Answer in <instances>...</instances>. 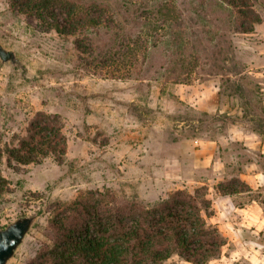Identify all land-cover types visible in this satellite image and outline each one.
<instances>
[{"label": "rangeland", "instance_id": "rangeland-1", "mask_svg": "<svg viewBox=\"0 0 264 264\" xmlns=\"http://www.w3.org/2000/svg\"><path fill=\"white\" fill-rule=\"evenodd\" d=\"M98 1L117 13L108 29L124 27L123 47L131 45L133 50H138L136 44H151L137 37L147 31L143 22L149 9L172 2L193 33L191 42L200 41L197 49L203 59H189L195 65L192 82L216 83L227 110L208 113L180 101L175 94L180 84L164 82L150 71L160 61V51H150L146 59L124 51L126 55L118 54L119 62L116 56L104 60L95 53L84 61L74 49L73 37L41 30L36 20L12 12L8 0H0V43L20 62L0 63L2 143L15 145L36 112L57 115L66 138L61 163L47 157L39 164L10 169L3 159L0 169L8 193L0 201V229L19 216L35 217L7 264L31 259L47 242L45 229L55 205L70 203L80 193L108 189L121 202L138 200L145 205L172 194L175 187L157 178L156 171L164 167L175 141L212 137L235 122L264 131V0L256 5L262 21L250 34L234 33L227 12L213 5L217 0H205L208 20L195 14L203 0ZM159 39L151 41L158 44ZM212 50L223 52L218 61L221 75L206 72L213 63Z\"/></svg>", "mask_w": 264, "mask_h": 264}, {"label": "trees", "instance_id": "trees-1", "mask_svg": "<svg viewBox=\"0 0 264 264\" xmlns=\"http://www.w3.org/2000/svg\"><path fill=\"white\" fill-rule=\"evenodd\" d=\"M217 1L219 3L213 5L227 12L234 33L250 34L262 21L256 5L263 0ZM204 3L205 0L201 1L195 14L201 20H208L210 12L205 10ZM8 6L12 12L36 20L45 32L73 37L74 49L84 61L95 53L104 60L116 56L119 62L121 55L118 54L124 51L142 59L152 50L160 51L157 66L150 67L155 78L189 85L192 83L191 70L195 67L189 59H203L197 49L200 41L191 42L193 33L187 30L185 19L169 1L159 2L149 9V16L143 22L147 31H141L137 37L146 38L151 44L144 48L136 44L134 47L138 50L131 49V45L123 47L124 27L116 25L118 31L108 29V24L116 23L118 15L107 3L98 0H8ZM155 36L160 37L158 41L162 46L151 41ZM222 53L212 50L209 60L213 63L207 74H222L223 69L218 65ZM261 111L264 113V107ZM65 154L66 138L57 115L36 112L25 135L13 146L3 145L0 137V166L4 159L10 169L39 164L47 157L61 163ZM219 188L222 194H231L240 192L244 186L233 179ZM6 193L8 181L0 169V201ZM206 194L204 187L192 193L176 190L161 201L145 205L138 200L121 202L108 189L80 193L70 203L55 205L45 229L47 242L25 264H164L172 256L190 264H207L220 255L225 239L206 220L211 215V203Z\"/></svg>", "mask_w": 264, "mask_h": 264}, {"label": "crops", "instance_id": "crops-1", "mask_svg": "<svg viewBox=\"0 0 264 264\" xmlns=\"http://www.w3.org/2000/svg\"><path fill=\"white\" fill-rule=\"evenodd\" d=\"M176 86L178 99L198 110H227L216 83ZM169 149L156 177L190 193L204 187L211 203V215L206 220L225 239L220 255L207 264H264V133L235 122L215 136L177 140ZM233 179L244 189L222 194L219 187ZM171 259L174 264H190L177 256L167 261Z\"/></svg>", "mask_w": 264, "mask_h": 264}, {"label": "water", "instance_id": "water-1", "mask_svg": "<svg viewBox=\"0 0 264 264\" xmlns=\"http://www.w3.org/2000/svg\"><path fill=\"white\" fill-rule=\"evenodd\" d=\"M0 63L17 66L15 53L0 43ZM35 222L34 216H19L0 229V264H7L24 241Z\"/></svg>", "mask_w": 264, "mask_h": 264}]
</instances>
